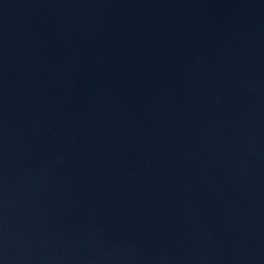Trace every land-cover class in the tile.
<instances>
[{
    "label": "water",
    "instance_id": "obj_1",
    "mask_svg": "<svg viewBox=\"0 0 264 264\" xmlns=\"http://www.w3.org/2000/svg\"><path fill=\"white\" fill-rule=\"evenodd\" d=\"M0 264H264V0H0Z\"/></svg>",
    "mask_w": 264,
    "mask_h": 264
}]
</instances>
